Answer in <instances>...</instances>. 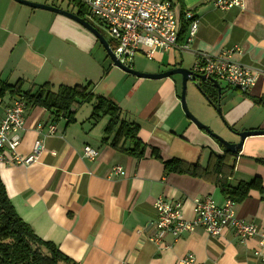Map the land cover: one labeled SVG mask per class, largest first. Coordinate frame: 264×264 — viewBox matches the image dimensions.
I'll return each mask as SVG.
<instances>
[{
	"label": "crops",
	"instance_id": "crops-1",
	"mask_svg": "<svg viewBox=\"0 0 264 264\" xmlns=\"http://www.w3.org/2000/svg\"><path fill=\"white\" fill-rule=\"evenodd\" d=\"M29 1L77 15L83 10L74 0ZM159 1H170L174 6L179 35L184 34L179 43L184 45L189 34L186 12H193L199 20L198 32L187 47L179 44L171 52H157L151 60L157 65L138 71L157 74L180 67L192 70L202 54L214 56L234 50L231 61L259 72L255 86L247 93L226 82V87L221 86L220 108L225 122L205 97V109L194 106V114L229 142H239L237 132L264 130V0H245L242 8L224 11L215 8L214 0ZM80 17H84V10ZM52 39L74 51L73 47L77 48L82 56L102 46L73 20L14 0H0V53L22 50L42 54ZM117 69L110 70L98 89L92 88L94 94L103 83H110ZM125 75L129 83L126 89L113 85L111 90L104 87L100 92L119 106L125 120L140 126L139 138L148 147L145 156L132 157L103 143L108 120L92 119L90 108L78 109L74 121L69 122L29 104L17 155L30 157L37 141L44 149L31 164L13 162L10 153L5 159L11 162L0 163V176L17 214L41 239L53 242L76 264H180L190 254L197 264H264L254 255L258 238L243 241L232 229L218 237L202 229L176 240L167 236L166 246L151 241L156 232L157 198L181 200L187 221L194 219L196 199L211 197L223 204L227 198L201 178L166 172L163 162L151 156L150 148L158 149L164 160L177 158L203 167L212 152L222 155L223 150L181 111L175 78L147 80ZM65 84L83 85L76 81ZM8 94L0 96V114L19 95ZM41 124L44 128L39 131ZM51 124L56 125L52 135L47 130ZM179 139H185L184 144L178 143ZM87 145L99 152L93 161L84 156ZM257 159H264V135L246 139L232 182L264 179V166ZM115 166L122 167L125 175L112 174ZM236 215L264 233V192L251 191L237 203Z\"/></svg>",
	"mask_w": 264,
	"mask_h": 264
},
{
	"label": "built area",
	"instance_id": "built-area-1",
	"mask_svg": "<svg viewBox=\"0 0 264 264\" xmlns=\"http://www.w3.org/2000/svg\"><path fill=\"white\" fill-rule=\"evenodd\" d=\"M84 10V19L96 28L107 40L115 58L124 66L132 68L137 54L152 60L157 52H171L178 48L179 31L174 6L170 1L159 0H75ZM245 0H214L218 10L243 7ZM189 34L181 48L191 44L198 32L199 20L193 12H186ZM102 31V32H101ZM105 37V36H104ZM234 50L218 55L202 54L192 69L207 79L226 82L243 93L249 92L256 84L259 72L249 66H243L230 60ZM28 102L24 95L13 98L4 114H0V163L6 162L5 154L13 156V162L31 164L38 160L44 146L37 141L33 154L28 158L17 155L21 144L20 131L25 124ZM38 125V130H43ZM48 133L55 134L56 125L48 126ZM84 156L93 161L99 156L98 150L87 145ZM7 162H11L8 160ZM112 174L125 175L120 166L112 168ZM194 219L187 221L183 215L181 200H168L159 197L155 201L157 211L156 232L150 238L159 246H166L167 236L174 240L197 229L204 230L209 236L218 237L228 229L244 240L258 238L254 255L264 263V233L257 226L240 219L236 215L237 203L226 199L223 204L216 203L211 197L196 199ZM180 264H197L193 255L185 256Z\"/></svg>",
	"mask_w": 264,
	"mask_h": 264
},
{
	"label": "trees",
	"instance_id": "trees-1",
	"mask_svg": "<svg viewBox=\"0 0 264 264\" xmlns=\"http://www.w3.org/2000/svg\"><path fill=\"white\" fill-rule=\"evenodd\" d=\"M78 15L83 16L82 9L79 10ZM183 35L180 33L178 42L183 40ZM179 44L182 45V43ZM0 87V96L4 95L6 89H10L14 95H24L28 104L45 108L57 118H66L69 122L74 121V113L84 103H93L92 119L109 118L104 129L103 143L136 158H143L148 150L146 143L139 138L140 126L135 122L125 120L122 117V110L112 100L94 94L91 84L87 86L60 85L54 89L52 84L45 83L24 94L21 92V83L10 87L0 82ZM200 87L210 105L215 109L220 107L217 89L209 82L200 83ZM260 104L263 103L260 102ZM219 145L223 154L218 155L212 152L205 167L199 163H189L177 158L164 160L158 149L150 148V150L152 157L163 162L166 172L201 178L213 184L224 197L236 203L243 202L251 191L264 192V179L260 177H254L249 181H240L237 184L232 182L239 153L228 152L223 145L220 143ZM256 161L264 166V159ZM0 264H76L64 255L53 242L41 239L21 219L9 199L1 176Z\"/></svg>",
	"mask_w": 264,
	"mask_h": 264
},
{
	"label": "rangeland",
	"instance_id": "rangeland-1",
	"mask_svg": "<svg viewBox=\"0 0 264 264\" xmlns=\"http://www.w3.org/2000/svg\"><path fill=\"white\" fill-rule=\"evenodd\" d=\"M103 36H105L107 40L109 39V37L104 32ZM38 45L39 44L35 46L36 51H38ZM46 48L47 49L44 50L42 54L38 52L27 53L22 50L19 52L0 53V82L5 86L10 87H14L15 85L21 83V92L23 94L27 91L34 90L36 87H40L45 83H50L54 86V89H57L60 85L69 83V81L71 83H74L75 81L82 82L84 86L91 84L92 88L98 89L100 81L108 76L112 68H115L113 62L108 57L107 52L102 46L101 48L99 47L98 51H95L89 56H82L76 52L77 48L73 47L76 50L74 51L63 44L57 43L53 39L52 43L47 44ZM133 64L134 69L138 70L156 66L157 62L148 60L138 55L134 59ZM117 70L119 71L117 72L116 76L110 80V83L109 81L103 83L101 90H103L104 87L108 90H111L113 85H120L124 89L127 88L129 85V83L126 82L128 77H126L127 75L125 74L127 73H120L123 70L120 71L119 68ZM173 78L178 81V94L180 97L182 93V77L180 75H175ZM188 83L190 85L187 84L186 90L187 106L189 111L195 116V107H198L202 110L205 109L202 103V97L204 96L195 86V81H189ZM219 84L223 87L227 86V84L223 81H219ZM100 91H97L96 95L100 96ZM4 92L11 95L13 94L10 92V89H6ZM109 95H111L110 92ZM87 108H90L93 114V103H84L79 109L87 110ZM180 109L182 112H184L181 104ZM217 114L219 113L217 112ZM219 116L221 120L225 122L223 115L219 114ZM104 118L101 117V120ZM106 119L109 121L108 117H106ZM179 138H183V136ZM179 140L177 141L178 143L181 142L180 144H184L182 142L185 139Z\"/></svg>",
	"mask_w": 264,
	"mask_h": 264
},
{
	"label": "water",
	"instance_id": "water-1",
	"mask_svg": "<svg viewBox=\"0 0 264 264\" xmlns=\"http://www.w3.org/2000/svg\"><path fill=\"white\" fill-rule=\"evenodd\" d=\"M15 2H18L22 5H26L31 8L45 10L49 12L56 13L58 15L64 16L70 20H73L74 22L81 25L84 29H86L88 32H90L95 38L99 41V43L103 46L105 51L107 52L108 57L113 62L114 66L123 70L124 72L131 74L133 76H136L141 79H150V80H162L166 78L174 77L175 75H180L182 77V93L180 96V104L182 106V109L187 116V118L195 124L199 129L205 131L210 137H212L217 143H220L224 146L225 150L231 153H240L243 145L247 138L254 137V136H263L264 130H253V131H244V132H237L236 135L239 137V142H229L225 140L223 137H221L219 134L212 131V129L203 124L201 121H199L188 109L187 101H186V90H187V84L189 81H199V82H209L211 85L217 89L219 93V97L221 95V86L217 80L214 79H207L204 75H199L195 72H193L190 69L187 68H175L172 70H168L165 72L153 74V73H146L141 72L129 67H126L122 65L114 56L113 52L111 51V48L109 46L108 41L105 39V37L96 29L94 28L89 22H87L85 19L80 17L77 14H74L73 12H69L67 10L57 8L54 6H49L46 4H38L31 2L29 0H14ZM196 82V87L198 90L202 93V89L200 87V83ZM204 96V95H203ZM220 106V105H219ZM217 112L219 114L221 113V108L218 107Z\"/></svg>",
	"mask_w": 264,
	"mask_h": 264
},
{
	"label": "flooded vegetation",
	"instance_id": "flooded-vegetation-1",
	"mask_svg": "<svg viewBox=\"0 0 264 264\" xmlns=\"http://www.w3.org/2000/svg\"><path fill=\"white\" fill-rule=\"evenodd\" d=\"M106 39V38H105Z\"/></svg>",
	"mask_w": 264,
	"mask_h": 264
}]
</instances>
